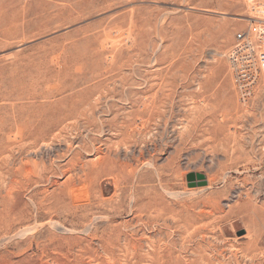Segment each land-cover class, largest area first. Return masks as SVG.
I'll list each match as a JSON object with an SVG mask.
<instances>
[{
	"label": "rangeland",
	"instance_id": "rangeland-1",
	"mask_svg": "<svg viewBox=\"0 0 264 264\" xmlns=\"http://www.w3.org/2000/svg\"><path fill=\"white\" fill-rule=\"evenodd\" d=\"M263 22L264 0H0V264H264V76L243 101L228 60Z\"/></svg>",
	"mask_w": 264,
	"mask_h": 264
},
{
	"label": "built area",
	"instance_id": "built-area-1",
	"mask_svg": "<svg viewBox=\"0 0 264 264\" xmlns=\"http://www.w3.org/2000/svg\"><path fill=\"white\" fill-rule=\"evenodd\" d=\"M228 60L241 99L247 101L264 76V22L254 32L249 30L237 34Z\"/></svg>",
	"mask_w": 264,
	"mask_h": 264
},
{
	"label": "bare ground",
	"instance_id": "bare-ground-1",
	"mask_svg": "<svg viewBox=\"0 0 264 264\" xmlns=\"http://www.w3.org/2000/svg\"><path fill=\"white\" fill-rule=\"evenodd\" d=\"M129 85V84H128ZM158 85V84H157ZM139 86V85H138ZM150 88H154L152 87L151 85H149ZM159 86V85H158ZM126 87V86H125ZM130 87V86H128ZM135 87V86H133ZM149 88V87H148ZM161 91V90H160ZM164 91V90H163ZM166 92V91H165ZM157 94V93H156ZM151 95V94H150ZM149 97V95H147ZM157 96V95H156ZM152 97V96H151ZM161 97V96H160ZM147 100L150 99L149 98H146ZM159 99V98H158ZM154 102V100H153ZM147 105V104H146ZM154 106V105H153ZM162 108V106H161ZM148 112V111H147ZM160 112V110H159ZM150 114V112H149ZM138 117V115H137ZM139 118V117H138ZM159 118V117H157ZM141 119V118H139ZM148 119V118H147ZM145 120V119H144ZM142 121V120H141ZM78 125V124H77ZM128 123H126V125L123 124L122 128L120 129L121 133L124 134L125 132V129L127 127ZM129 127V126H128ZM133 127V126H132ZM131 127V128H132ZM145 127V126H144ZM130 130V129H129ZM122 134V135H123ZM124 145V144H123ZM126 145V144H125ZM139 157V156H138ZM141 161V160H140ZM139 162V161H138ZM154 167V166H153ZM209 187V186H208ZM210 188V187H209ZM165 192V191H164ZM199 193V191H196L194 192V194H197ZM177 216L178 218L175 219V225L176 227H180V224L182 223L183 221V218H182V212L181 210H177ZM49 221V220H48ZM169 222V218L166 217V224ZM182 230H180L181 232ZM158 241L156 238H152V237H136L134 235H132L131 237H129L128 235L127 236H124L123 239H122V242H120L119 244L117 243L116 245V248L118 250H123L124 252L126 253H134V255L137 256H149V257H153V256H160V257H163L165 254L166 256H169L170 255V247L168 246L169 244H166V249H164L160 243L163 244V242L161 241ZM147 243V249L148 251H145V252H140L141 250H143L145 248L144 244ZM164 245V244H163ZM183 245V244H182ZM150 246H152V248H150ZM58 264V263H57ZM80 264V263H79Z\"/></svg>",
	"mask_w": 264,
	"mask_h": 264
}]
</instances>
